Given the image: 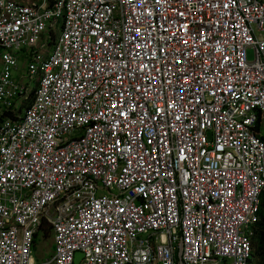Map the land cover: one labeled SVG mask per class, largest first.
<instances>
[{"label":"built area","instance_id":"obj_1","mask_svg":"<svg viewBox=\"0 0 264 264\" xmlns=\"http://www.w3.org/2000/svg\"><path fill=\"white\" fill-rule=\"evenodd\" d=\"M0 65V264H249L264 0H0Z\"/></svg>","mask_w":264,"mask_h":264},{"label":"clouds","instance_id":"obj_2","mask_svg":"<svg viewBox=\"0 0 264 264\" xmlns=\"http://www.w3.org/2000/svg\"><path fill=\"white\" fill-rule=\"evenodd\" d=\"M53 38V37H52ZM249 51H252V50H249ZM248 51V52H249ZM253 52V51H252ZM254 54V53H253ZM254 59V58H253ZM262 128H264V121L263 120H260L258 119L256 121V124H255V128L254 130L257 131V134L258 136L264 141V136H262L261 134V130ZM263 197H264V187L262 189V191L260 192V195H259V211H258V221L253 224V226H251L250 230H249V233H251V256L249 258V264H251L253 262V254H254V247H253V239L254 237L256 236L257 232H258V228H259V222H260V219H261V207H262V201H263ZM41 232L42 233V236H43V239L49 241L50 238H52V241H53V234H52V231H51V226L46 223L45 221H42L41 223V226L38 228V230L36 231L35 233V241H34V247H33V254H34V259L35 261H40V260H43L44 259V256H41L39 257V255H37V253L35 254V251H34V248L37 246V238H38V233ZM53 249H54V243H53ZM54 251V250H53ZM53 254V253H52ZM51 254V255H52ZM77 254H82V258H83V253L82 252H78ZM76 254V256H77ZM50 255V256H51ZM76 256H75V260H76ZM49 256H47L46 258H48ZM81 258V259H82ZM81 260L79 261L78 264H80ZM74 264H75V261H74Z\"/></svg>","mask_w":264,"mask_h":264},{"label":"rangeland","instance_id":"obj_3","mask_svg":"<svg viewBox=\"0 0 264 264\" xmlns=\"http://www.w3.org/2000/svg\"><path fill=\"white\" fill-rule=\"evenodd\" d=\"M52 39H53L52 37H49L46 40V44L50 45ZM248 57H249L250 60H253L254 54H253L252 51L248 52ZM27 73H28L27 66H26V64L22 63L20 65V72L15 75V78H19V76L22 75L24 77L22 82L24 84H29L31 89L36 88L37 80H30L28 78V74ZM21 105H22V103L18 102V108H20ZM261 134H262V136H264V128H262ZM34 251H35V254L37 253V255H39V257L44 256V258H46L47 256H50L53 253V241H52V238H50V240L47 241V240L43 239L42 233L39 232L38 233V238H37V246L34 248ZM35 259H36V257H35Z\"/></svg>","mask_w":264,"mask_h":264},{"label":"trees","instance_id":"obj_4","mask_svg":"<svg viewBox=\"0 0 264 264\" xmlns=\"http://www.w3.org/2000/svg\"><path fill=\"white\" fill-rule=\"evenodd\" d=\"M261 219L259 222V230L253 239V262L251 264H264V197L261 207Z\"/></svg>","mask_w":264,"mask_h":264},{"label":"water","instance_id":"obj_5","mask_svg":"<svg viewBox=\"0 0 264 264\" xmlns=\"http://www.w3.org/2000/svg\"><path fill=\"white\" fill-rule=\"evenodd\" d=\"M81 258H82V254H77L75 264H78Z\"/></svg>","mask_w":264,"mask_h":264}]
</instances>
